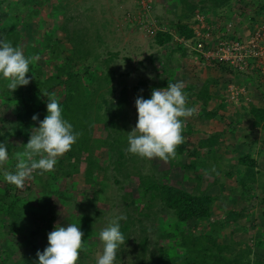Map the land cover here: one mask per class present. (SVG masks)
I'll return each mask as SVG.
<instances>
[{
	"label": "trees",
	"instance_id": "trees-1",
	"mask_svg": "<svg viewBox=\"0 0 264 264\" xmlns=\"http://www.w3.org/2000/svg\"><path fill=\"white\" fill-rule=\"evenodd\" d=\"M8 1L0 0V39L10 41L30 58L31 72L26 76L31 77V80L28 85L19 86L16 90H8L5 82L0 81V132L3 133L0 135V142H7L9 153L8 160L0 164V227L4 228V232L0 234V264H36L38 260L36 239L43 234L47 239L48 233L57 225L54 203L76 200L78 192L70 191L69 185H65L62 180L67 181L78 176L83 178L84 186L90 190V196H85L91 200L88 201L90 204L101 202V196L110 187L112 180L115 185H120L121 189L125 190L120 195L122 205L125 207L123 213L126 215V219L120 221L125 244L119 248L115 264L122 263L126 256L138 258L139 264H264L262 253L264 224L257 225L247 221L245 224L249 237L240 238L242 241H238L235 235L240 231L238 225L242 224H239V219L255 203L259 202L262 205L260 216L264 219V140H261V149L258 150L253 144L238 157L234 156L237 153L235 144L229 143L232 136L229 129L231 132L234 129L241 131L247 127L254 136L264 133V103L253 102L250 105L248 111L252 121L246 120L245 112L237 110L236 106L233 111L229 107L231 103L237 104L240 100L243 102L244 98L241 96L237 102L232 101L229 88L228 90L226 88L230 84H236L240 78L247 77V72L235 70L222 61L208 60L197 50L202 44L206 51L207 47H211L212 41L217 43L227 37L215 29L218 25H223L221 29L224 30L231 22L230 13L236 8L234 0H176L181 8L182 18L170 22L172 30H166L165 16L156 12V6L161 3L147 1V6L143 7L139 0L137 4L141 18L148 24L147 33L155 37L158 46L169 47L171 52L164 66L168 78L159 80L158 84L153 83L151 86L149 82L140 81L138 87H134L135 91L138 92L143 87L148 89L151 95L153 88H165L168 83H175L174 69L180 66L179 59L173 57L176 53L187 65L197 63L194 64L195 69L208 73L205 80L199 78L195 82L184 84L186 105L194 107L195 113L185 120L184 125L188 131L183 129L184 140L177 146L176 152L180 156L185 154L184 142L187 138H194L197 143L192 152H189L190 148L187 149L188 158H181L184 160L178 162L179 167L169 171L182 173L187 170L192 175L200 166V170L204 169L209 173L202 177L211 179V183L203 191L197 190L193 185L190 187L170 185L155 173L145 175L136 167V163L131 168L132 171L124 166L123 160L127 154L133 162L140 160L136 155L125 153L128 146L130 105L129 89L124 77L129 73H122L119 78L115 76L116 71L111 64L113 58L117 57L116 54L109 52L108 58H101V54L97 52L104 44L100 32L96 31L93 35L84 29H72L69 22L73 19L66 16L64 10H60L64 8L59 5L55 8L56 11L57 9L60 11L59 13L49 14L50 20L60 16L64 18L57 24L56 30L40 25L38 29L35 28L36 34L28 35L29 23L34 16L40 15L45 1L48 0H18L19 7L14 6L16 9L6 5ZM247 5H250V1ZM262 8L264 9V4ZM25 13H28L26 20L23 16ZM3 15L9 18L5 26L3 24L5 22H2ZM200 18L206 27L198 31L197 26H201ZM253 20L259 21L256 18ZM60 31L64 33V39L57 38ZM208 33L215 38L210 40ZM238 37L235 35L234 38H245ZM64 40L71 44V52L62 57ZM191 56H194V59ZM48 99H56L60 103L63 118L73 125L74 131L79 132V137L71 150L57 158L52 171L43 175L33 171L31 177L26 178L23 187L16 188L4 181L3 172L16 170L18 154L24 152L32 128L38 127L39 121L47 115ZM33 115H38L39 120L33 121ZM257 142L258 140L254 141ZM105 153L110 155L109 162L102 160ZM211 156H218L220 164L228 166L224 178L235 181V187L231 192L236 194L239 191L243 199L252 201L250 206L240 212L233 209L227 211L226 219H221V213H217L223 199L221 195L224 193L220 192L217 195L212 192L218 183H222L220 185L224 188L223 173L218 169L216 176L213 174L210 169L212 164L208 161ZM229 157L230 162L227 160ZM110 167L118 176H122V180H118L114 173H109ZM239 167L242 168L241 172L237 170ZM132 176L136 178L142 194L139 199L136 198L134 191H127ZM34 186L41 192L36 201L37 207L27 206L19 195L20 191L33 194ZM259 190L262 192L261 196L257 194ZM105 201H110V198L105 197ZM144 201L141 208L140 205ZM158 201L161 202L165 215L153 217L151 211ZM96 213L95 220L103 219L102 212H98L97 209ZM167 215L176 220L184 252L181 256L176 254L170 257L166 248H163L160 249L157 258L149 262L141 260L139 257L143 256L136 253V247L146 251L148 244V231L142 226L143 223L146 219L152 218L159 223L160 228H164ZM93 220L82 216L80 222L75 223L83 228L87 235L88 222ZM229 221L232 222L231 225ZM136 222L142 226L141 237L132 242L129 233ZM204 222H207L208 226H203L201 230V224ZM192 223H195L193 228L190 226ZM208 228L213 231L208 233ZM227 228H231L229 234L225 233ZM194 229L200 231L195 232ZM220 231L223 234H220ZM163 237L166 238L167 235ZM226 239L228 242H223ZM18 241H21V244L22 241L26 242L29 252L26 250L17 252L14 244ZM131 243L135 244L134 250L130 249ZM242 246L245 248H241ZM95 249L96 244H82L77 264H90L87 258L92 256Z\"/></svg>",
	"mask_w": 264,
	"mask_h": 264
},
{
	"label": "rangeland",
	"instance_id": "rangeland-1",
	"mask_svg": "<svg viewBox=\"0 0 264 264\" xmlns=\"http://www.w3.org/2000/svg\"><path fill=\"white\" fill-rule=\"evenodd\" d=\"M18 0H9L6 5H11L13 8L19 7L17 4ZM147 1H150L151 3L159 2L161 5L156 6V12L162 13L165 19V27L166 30H172L171 28V21H177V19L182 18L181 15V8L179 7V4H177L176 0H141V6L145 7L147 6ZM139 3V0H52V1H45L44 6L42 7V12L39 16H34L32 18V22L29 23V26L27 28V34L30 35L32 33L36 34L35 28L38 29L40 25H45V28L48 29H57V24L64 20L62 16L58 17L55 20L49 19V14L59 13L60 11H56V7L61 5L64 9V13L66 16H70L73 20L69 22V25L72 29H84L87 30L90 34H95L96 31L100 32L102 39L104 41L103 47L98 48L97 52L101 54V58L106 59L109 57L108 53L116 54L117 57L113 58V62L111 64V67H113L116 71V77L119 78L120 75L123 73H129L127 77L125 78V84L129 89L128 97H129V117L130 122L128 125V131L130 132L133 127H135L138 119V113L135 106V100L138 96L143 95L145 99H148L151 97L150 93L148 92V89L141 87L139 91H135L134 87H138L140 81H146L149 82L150 86L154 84H158L159 80H164L168 78V75L165 73V63L168 57L170 56V49L169 47H160L155 41V37L152 35H149L147 33L148 30V24L141 18L142 15H140V12L137 4ZM255 4V5H254ZM264 4V0H250V5L245 4L247 8L251 11L250 13H253L257 11L256 14L264 11L262 8V5ZM54 5V7H53ZM241 5V4H240ZM165 6V8H164ZM236 6H238V2L236 3ZM243 6V4L241 5ZM16 9V8H14ZM238 9H233V12L230 13L232 16V22L236 26V28H244L245 31L248 30V27L250 26L249 18L247 17L239 16ZM24 14V13H23ZM228 14V13H227ZM28 13H25L24 20H26V16ZM224 15V14H223ZM262 16V15H261ZM2 22L4 26L7 25V21L9 18L7 16H2ZM46 21V22H45ZM2 24V26H3ZM167 25V26H166ZM174 31V30H173ZM175 32V31H174ZM57 34V33H56ZM64 33L61 31L59 32V35L57 38L64 39ZM66 40H64L65 42ZM174 46V45H173ZM71 49V44L68 42H65L63 45V53L62 57H65ZM173 57H176L179 59L180 66L178 68L174 69V74L176 78V82H182L183 85L187 82H195L196 79L201 78V80H204V78L208 77V73L205 70L199 71V69L194 68V63L192 66L187 65V63L180 57L178 53L174 54ZM192 59H194V56ZM100 58L101 61H103ZM195 59L198 60V58L195 56ZM95 62L97 60H94ZM99 63V62H98ZM214 74H211V76ZM194 76H197L196 78ZM245 79V78H244ZM240 78L238 82L234 85H243L246 86V91L249 96V101H241L235 103H231L229 106L233 111H235V106L237 110H242L245 112L246 118L250 121H252V116L249 114L250 105L253 102H260L261 104L264 103V83L261 80L260 77L254 78V79H247L244 80ZM264 79V78H263ZM261 80V81H260ZM246 83V85H245ZM230 84V85H233ZM227 86V90L228 87ZM254 87H253V86ZM241 99V97H238V100ZM234 105V106H233ZM230 109V110H231ZM231 110V111H232ZM232 111V112H233ZM230 118V115L228 116ZM249 126V125H247ZM185 131H188L186 129L185 125L184 128ZM209 129V128H208ZM207 129V130H208ZM230 134V141L232 144H235L236 154L234 156L238 157L244 153V150L250 147L251 145H255V147H258L261 149L262 145H260L261 140H264V133H261L260 135H253V133L249 132L247 127L243 128L241 131H232L229 129ZM198 137V136H197ZM255 140H258L257 143H254ZM196 139L194 138H187L184 142L185 144V154L183 156H180L179 153L176 152V155L174 157H170L168 160H163L160 158H153V159H145L140 158V160H135L134 162L130 160L128 157V154L124 158L125 167L129 169L130 171L133 166H135L134 163H136V167L141 170V172L145 175L150 173H155L158 177H160L162 180L167 181L170 185L173 186H181V187H190L194 186L200 190H204L206 186H209L211 183V179L208 177L203 178L202 175L207 176L209 173L205 171L204 169L200 170V166L198 167V170L196 173H188L187 170L182 171V173L178 172H169L174 171L175 168L179 167L178 162H181L184 159L181 158H188L189 152H192L194 150V147L196 146ZM190 148V151L187 154V149ZM126 153V150H125ZM230 156V155H229ZM110 155L108 153H105L102 157L103 161L109 162ZM218 156H211V159L208 161L211 162L212 165H210V169L212 170L213 174L215 175L216 170L222 171V180L224 183V188L222 183H218V185L213 188L212 192L214 194L219 195L220 192H223L224 195H221L223 198L220 203V210L217 212L218 214L221 213V219H226L227 211L230 209H233L237 212H240L241 210L247 208L252 204V201L250 199H243L241 197V193L237 191L236 194H233L231 191L233 187H235V181L233 179H225L224 174L227 171L228 166H222L220 164V161L217 160ZM229 157L227 160L230 162ZM264 158V157H263ZM115 159V158H114ZM234 159V158H233ZM227 163V162H225ZM225 165V164H223ZM227 167V168H226ZM242 168H238L237 170L241 172ZM176 170V169H175ZM224 170V171H223ZM109 173H114L117 176L118 180H122V176H118L117 172L112 171V167H110ZM204 176V177H205ZM216 176V175H215ZM214 176V177H215ZM101 178V177H100ZM203 178V179H202ZM135 177L132 176L129 179L128 182V189L127 191H134L135 196L137 199H139L142 194L140 193V189H138V183L135 181ZM237 179L239 177L237 176ZM236 180V178H235ZM26 182V181H25ZM62 182L65 183V185H69L70 191L78 192L76 193V200L70 201L68 203H63L61 201H56L54 203V208L56 212V218H57V224H68V223H75L80 222V219L82 216H87L91 219H94L91 222H88V230L89 234H85L84 229L80 228V230L84 233V236L82 237L83 244H96V249L93 250L92 256L87 258L88 263L90 264H96V259L98 256L102 253L103 244L99 240V233L103 230L104 227L107 226L108 222L120 215H123L126 217V215L123 213V210L125 207L122 205V201L120 198V195L123 194L125 190L121 189L120 185H115V183L110 182V187L106 189L105 194L101 196L102 200L100 203L96 204H90L89 200L86 195L90 196V190L87 186H84L83 178L78 176L75 179H68L67 181L62 180ZM237 183V180H236ZM32 185V184H31ZM237 185V184H236ZM30 186V183L29 185ZM33 188V194H28L27 192L20 191L19 195L24 199V203L27 206H36L37 198L41 195L40 189L37 187ZM211 191V190H210ZM257 194L259 196L262 195V192L259 190L257 191ZM105 197L110 198V201H105ZM145 201L143 202L140 207L142 208ZM219 203V204H220ZM37 207V206H36ZM98 209V212H102L103 219L95 220L96 218V211ZM163 206L161 202H156L155 207L153 211H151V215L153 217L157 216H164L163 212ZM263 208L262 205L258 202L255 203L250 209H247L243 214V217L239 219V224L237 228L240 229L235 235L236 238L240 240V238H248L249 237V231L247 230V221L251 223H255L257 225L264 224V219L261 215ZM75 218V221H74ZM167 222L166 226L164 228L159 227V223L156 220H153L152 218L150 220H147L143 223L142 226H144L147 229V237H148V244H147V250L143 251L140 249V247H136V253L142 255L143 257H139L141 260L145 262H149V260L157 258L160 254V249L166 248L167 253L170 254V257L173 255L181 256L182 252L184 250L181 247V239L179 236V230L177 229V226L175 224L176 220L172 217H169V215L166 216ZM213 220V217H212ZM74 221V222H72ZM30 222V221H28ZM196 222V221H193ZM230 225L232 224L231 221ZM7 223V222H6ZM8 224V223H7ZM3 226H6L4 223H2ZM195 223H192L190 226L192 228L194 227ZM141 225L135 223L133 228L130 231V240L132 242L134 240H139L141 237L140 228ZM203 226H208L207 222H204L201 224V230H203ZM184 227H182L183 229ZM29 229V228H27ZM54 228L52 229V231ZM92 232H91V231ZM195 232H199L200 229H194ZM213 229L208 228V233H211ZM231 231V228H227L225 230L226 234H229ZM4 232V228L2 229L0 227V234ZM220 234H223L222 231H220ZM219 234V235H220ZM44 235V234H43ZM41 235L36 239V244L38 245V251H41L42 249H45L48 245V239H45V237ZM167 235L166 238L163 236ZM170 235L172 237H170ZM247 241V240H243ZM223 242H228V239L223 240ZM23 244H21V241H18L14 244V247L17 249V252L28 251V248H26V242L22 241ZM251 247H254V244L251 245ZM241 248H245V246H242ZM130 249H135V244H130ZM130 250V251H131ZM248 250V249H247ZM89 253V252H88ZM87 253V254H88ZM134 253V252H133ZM264 254V249L262 251ZM135 254V253H134ZM184 254V253H183ZM144 256L145 259H144ZM131 257V256H130ZM126 256L122 263L120 264H139L140 260L135 257ZM133 262V263H131ZM183 264V263H182Z\"/></svg>",
	"mask_w": 264,
	"mask_h": 264
},
{
	"label": "clouds",
	"instance_id": "clouds-1",
	"mask_svg": "<svg viewBox=\"0 0 264 264\" xmlns=\"http://www.w3.org/2000/svg\"><path fill=\"white\" fill-rule=\"evenodd\" d=\"M240 1L248 3L250 0H234L235 5L238 2L236 8L239 15L249 18L250 26L247 31L243 29L242 33V28H236L231 21V36H245L243 39H246L257 26L264 23V11L257 15V11L250 13L245 4L240 5ZM253 18L259 21L256 22ZM218 28L223 30V25H218ZM30 62V58L22 50L13 46L10 41L0 39V81L5 82L8 90H16L19 86L30 83L31 77L26 76L31 72ZM247 74L245 80L260 77L264 83V75L257 68L248 70ZM231 86L243 89L244 93L239 97L243 96L244 101H249L247 85L233 84L228 87L229 90ZM186 101L182 82L168 83L165 88H153L148 99L143 95L138 96L135 100L138 119L135 127L128 132L126 152L145 159L168 160L174 157L177 146L184 140L182 133L185 120L195 113V108L188 107ZM46 108L47 115L39 121L38 127L32 128L24 152L18 154L16 170L3 172L4 181L16 188H22L33 171H37L39 175L52 171L57 158L71 150L79 137V132L74 131L73 125L63 118L62 107L56 99H48ZM32 120L38 121V115H33ZM0 135L3 133L0 132ZM6 144V141L0 142V164L8 160ZM125 219L123 215L117 216L100 231L99 240L103 249L96 264H115L117 252L125 244V237L120 230V221ZM83 236L84 233L76 223L54 225V230L47 236V247L43 252H37L36 264H77L79 251L84 243Z\"/></svg>",
	"mask_w": 264,
	"mask_h": 264
},
{
	"label": "built area",
	"instance_id": "built-area-1",
	"mask_svg": "<svg viewBox=\"0 0 264 264\" xmlns=\"http://www.w3.org/2000/svg\"><path fill=\"white\" fill-rule=\"evenodd\" d=\"M200 21L201 26H197L198 31L206 27L202 18ZM232 27V24L229 23L222 32L217 27L215 30L227 37L217 43L212 41L211 47H207L206 51H204L205 46L202 44L198 46L197 50L202 52L208 60L222 61L242 72L257 68L264 75V23L257 26L248 38L243 40L231 36ZM207 36L212 40L213 37L209 33ZM229 92L232 101H238V97L244 93V90L231 86Z\"/></svg>",
	"mask_w": 264,
	"mask_h": 264
},
{
	"label": "crops",
	"instance_id": "crops-1",
	"mask_svg": "<svg viewBox=\"0 0 264 264\" xmlns=\"http://www.w3.org/2000/svg\"><path fill=\"white\" fill-rule=\"evenodd\" d=\"M243 29H244V28H242L241 31H243ZM204 80H205V78H204ZM252 86H253V85H252ZM253 87H254V86H253ZM249 114H250V113H249ZM250 116H251V115H250ZM246 120H248V119L246 118ZM231 143H232V142H231Z\"/></svg>",
	"mask_w": 264,
	"mask_h": 264
}]
</instances>
